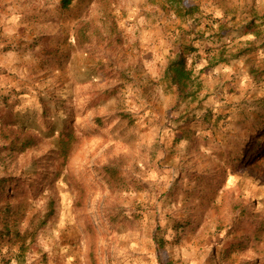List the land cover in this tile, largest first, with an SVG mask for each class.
Masks as SVG:
<instances>
[{
  "label": "rangeland",
  "instance_id": "1",
  "mask_svg": "<svg viewBox=\"0 0 264 264\" xmlns=\"http://www.w3.org/2000/svg\"><path fill=\"white\" fill-rule=\"evenodd\" d=\"M59 3L0 0V110L3 100L27 111L20 126L45 134L16 154L9 148L20 127L0 125L1 186L11 177L30 189L43 156L56 157V178L42 193L1 198L0 212L15 213L0 264H92L86 222L96 230V264H264V160L255 159L264 150L244 166L229 165L257 141L249 123L253 101L264 97V39L249 23L264 30V0H187L202 13L194 23H180L163 0H73L64 10ZM87 24L102 38L92 39L96 57L76 48ZM191 38H198L191 68L201 88L178 102L162 72L170 49ZM56 55L67 61H44ZM105 66L129 76L118 92L131 127L113 115L116 99L104 92L120 83L107 79ZM66 124L71 139L61 132ZM112 161L125 177L119 191L96 171ZM116 210L126 218L109 225L107 212ZM186 222L195 229L179 235L174 224ZM157 229L162 249L153 241ZM225 248L234 250L229 258Z\"/></svg>",
  "mask_w": 264,
  "mask_h": 264
},
{
  "label": "trees",
  "instance_id": "2",
  "mask_svg": "<svg viewBox=\"0 0 264 264\" xmlns=\"http://www.w3.org/2000/svg\"><path fill=\"white\" fill-rule=\"evenodd\" d=\"M187 0H163L165 7L172 13L175 19H177L180 23H187L189 20H192L194 23L198 15H202L201 10L197 4L187 5ZM73 0H60L59 7L60 9L64 10L70 7ZM251 26L254 27L252 30V34L257 39H264V30L260 31L257 26L253 24V22L249 23ZM193 25V24H192ZM193 29L189 32H186V36L190 37L193 34ZM91 28L89 24L82 27L81 29L76 32V48L83 53L91 56L96 57V50L94 51V46L92 45L93 36L97 38V40L102 39L99 32H96ZM45 38V36H41ZM195 39L198 38H191V42L187 44L183 43H176L170 49V55L167 59L164 69L162 72V80L164 81L166 88L169 90H174L178 97V102H183L188 99H194L197 96L198 91L201 88L199 77L194 73V70L191 68V64L193 61L191 57H195V59H199L200 52L198 48L194 45ZM106 40V39H105ZM101 42H103L101 40ZM104 45V44H103ZM261 47L264 48V42L261 44ZM255 47H250L244 50H238L234 54V57H241L243 55H248V53L254 52ZM44 60L46 63H54L60 65L62 62L64 63L67 61V58H63V56H53L46 58ZM223 62L222 59L216 61V63ZM111 60L108 58V63L110 64ZM105 75L109 81H118L120 84L118 86H114L112 89L105 90V95L107 97H114L116 99L117 105L114 108L113 115L115 118L125 122L127 126L131 127L135 123V119L132 117L131 113L125 111L124 107L122 106V100L119 96L118 89H121L122 85L129 80V76L126 75L125 72L120 70H114L111 67L104 68ZM24 94V93H20ZM19 96V93L15 94ZM14 94L13 96L16 97ZM3 110H0V125L8 127V129H13L16 127H20V135L14 138L12 146L9 148V151L14 152L16 154H22L28 149H33L39 146L42 143V139L45 136H31L30 135V126L24 125L20 126L19 124V116L22 115L24 117L27 115V111L22 113H16L13 111V106H8L5 101L2 100ZM57 111V110H55ZM57 115V112H55ZM250 123H249V132L253 133V137L257 139L255 145L251 144L243 147L242 155H236L233 159L229 160V165L232 167H236L238 165L244 166L245 164L249 163L250 160L255 156L256 153H261L264 150V97H260L253 101V105L251 106L250 112ZM72 116V114L67 115V117ZM58 117V115L56 116ZM66 117V118H67ZM210 120V118H207ZM69 120L67 119V124ZM62 126L61 132L67 137V139H71L73 135V128L68 127V125ZM95 130L94 133H98L99 127L95 126L92 128ZM40 131V130H39ZM259 157H255V159L264 160V151L258 155ZM42 159V172L36 174L35 178L32 179L31 188L28 189L24 184H18V187L15 186V182L17 178L9 177L8 180L3 182V185H8L4 187L0 184V200L1 198L7 197L5 196V192L9 193L10 195L17 196L20 193H25V195H29L27 193L28 190H33V195L36 196L37 194L42 193L43 187L47 181L55 180L56 174L55 172L51 171L53 167H55L54 161H56V157L51 154H46L43 156ZM244 158L243 161L241 159ZM115 161V160H114ZM112 161L111 164L102 166L98 170L103 178L107 181L109 189L111 191L121 190V186L124 185L125 177L120 174V170L117 167V164ZM123 187V186H122ZM6 189V190H5ZM128 189V187L126 188ZM9 190V192L7 191ZM79 196L82 198L85 194V190L82 187L77 188ZM131 191V190H130ZM7 208V207H6ZM4 208L3 211L0 212V223H2V228H0V248L2 245L6 243H12L13 241V233L8 228L7 224L10 218L14 215V210L12 211L9 207L8 209ZM52 211V210H51ZM125 211V210H122ZM122 211H108L107 212V219L108 224L115 226L118 223H122L124 218H126L125 212ZM136 222L135 217L132 219H126V224L130 226ZM193 222H186L184 224H174L173 228L177 232L182 234L183 232L194 230L193 229ZM85 231L87 232L88 236L92 239L91 249H90V259L92 264H96L95 259V252H94V242L96 239V230L92 226L90 222L85 223ZM180 239L178 238V241ZM153 241L158 248H164L167 242L163 239L161 235V229H157L153 236ZM234 252L232 248H225L223 252L224 258H229L231 254Z\"/></svg>",
  "mask_w": 264,
  "mask_h": 264
}]
</instances>
